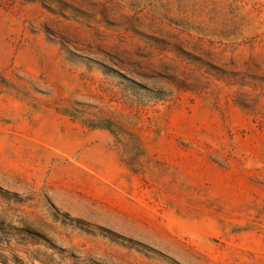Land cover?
<instances>
[{
    "label": "rangeland",
    "instance_id": "rangeland-1",
    "mask_svg": "<svg viewBox=\"0 0 264 264\" xmlns=\"http://www.w3.org/2000/svg\"><path fill=\"white\" fill-rule=\"evenodd\" d=\"M124 258L264 264V0H0V264Z\"/></svg>",
    "mask_w": 264,
    "mask_h": 264
},
{
    "label": "bare ground",
    "instance_id": "bare-ground-1",
    "mask_svg": "<svg viewBox=\"0 0 264 264\" xmlns=\"http://www.w3.org/2000/svg\"><path fill=\"white\" fill-rule=\"evenodd\" d=\"M108 256V255H107ZM119 260L120 264H137L135 261L131 260L130 258H124L123 260Z\"/></svg>",
    "mask_w": 264,
    "mask_h": 264
}]
</instances>
